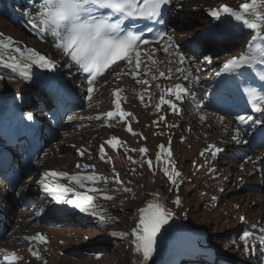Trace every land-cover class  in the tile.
<instances>
[{"label": "rangeland", "instance_id": "rangeland-1", "mask_svg": "<svg viewBox=\"0 0 264 264\" xmlns=\"http://www.w3.org/2000/svg\"><path fill=\"white\" fill-rule=\"evenodd\" d=\"M14 1L16 0H0V33L13 36L38 52L50 54L60 60V54L35 33L36 29H27L28 25L21 23V18H16V12L12 10ZM176 1L174 6L179 7L187 0H180V3ZM210 1L218 3L217 0ZM220 1L237 6V3L245 0ZM189 15L186 14L182 22L189 18L194 26L198 22L195 20L197 18L190 19ZM201 25L204 26L205 23ZM188 26L186 29L190 30L192 25ZM177 29L182 31L179 27ZM201 29H197L194 36ZM159 45L162 46L160 43ZM242 45L236 43L210 52L200 50L195 53L190 65L200 69L199 80L206 84L221 61L240 51ZM205 57H211V62ZM118 71L119 68L113 67L95 81L91 101L85 96L82 106L67 110L62 122L48 136L39 163L29 170L18 169L16 173H19V178L14 181L11 190L5 191V186L1 188L4 181H0V250L16 253L21 258L16 264H132L130 236H113L111 233L128 232L133 207L146 200L147 191L159 188L167 195L169 204L180 217L189 218V226L193 230L204 229L207 233L199 250L195 246L180 244L167 252L174 254L181 251L185 254L178 264H221L222 261L226 264H264L260 231L264 228V179H261L254 160L264 155V145L251 147L248 144L249 138L241 133L240 140L247 143H237L232 139L236 135L235 122L205 110L201 104L186 103L179 115L169 110L167 105H161L157 111L156 93L159 90L156 85H161L162 79H158L159 83L142 85L145 92L141 93L138 87L126 92L128 96L125 104L134 113L135 119L131 118V124L138 135L134 136L127 131L124 122L120 120L106 122L102 116L101 119H96L93 114L102 112L109 106L111 88L119 81L109 73ZM124 82L127 87L130 85L129 78H125ZM184 82L190 85L187 81ZM190 86L200 89L192 82ZM204 89L205 87L200 89L201 94L205 92ZM141 96L144 98L143 102L140 100ZM161 116L164 117L163 120L160 119ZM69 117L72 119L69 120ZM219 117L224 118L222 122ZM63 122L65 126H62ZM108 133L118 134L122 143L117 150L106 148L103 153L105 160H101L97 145ZM168 137H171L173 159L181 173L177 181L178 189L165 179L157 163L151 169L148 164L146 166L143 154L138 151L146 146L147 155L155 157L156 144L165 142ZM209 145L223 147L224 152L213 157L214 149H209ZM206 149L209 150L205 151ZM81 152L84 154L81 155ZM79 161L83 165H94V169L98 171H92V174L97 173V176L107 180V183L103 180L86 182V187L102 189L104 194L114 199L106 200L98 193L89 192L88 195L95 197L96 205L89 212H80L73 207L69 213L65 211L48 217L49 219L42 218L40 213L49 208L52 199L41 197L38 193L26 196L27 186L35 183L42 169L57 168L71 174L74 164ZM89 174L91 173L84 175ZM29 177L32 178L31 182L26 183ZM117 179L121 183L115 182ZM9 182L13 183V178ZM60 182L76 191H86L67 179ZM124 187L131 191H123ZM177 195L181 200L179 206L173 203ZM93 211L104 215L106 221L101 223L98 215L91 214ZM86 213L87 216L83 218ZM241 216L246 218L243 222ZM245 230L253 233L250 237L253 251L246 249L240 238ZM37 233L44 234L48 242L41 244L24 240ZM30 248L39 252L42 258L34 257ZM3 251H0V257ZM170 257L167 264L170 263Z\"/></svg>", "mask_w": 264, "mask_h": 264}, {"label": "snow or ice", "instance_id": "snow-or-ice-1", "mask_svg": "<svg viewBox=\"0 0 264 264\" xmlns=\"http://www.w3.org/2000/svg\"><path fill=\"white\" fill-rule=\"evenodd\" d=\"M170 3L171 0H33V7H26L24 14L29 17L34 27L54 37V47L69 58L66 66L70 69L75 67L77 72L84 74L87 84V97L91 101L95 81L114 65L120 71L109 74H113L117 80L124 75H128L135 79L137 84L150 85L151 80L156 79L155 75L151 77V80L147 78L150 69L145 61H150L151 66L155 67L157 61L154 59V52L159 51V49H153L152 51L142 49V45L151 46L150 41L142 39L141 35L138 34V30L135 29V24L141 20L164 24V6ZM207 11L211 17L218 21H235L237 27L251 31V39L245 51L239 56L225 61L217 75L243 76L245 71L252 75L253 82L258 87H253V82H248L245 83L242 92L247 97V102L251 105L252 111L264 114V0H245V2L239 4L237 9L220 5L218 8L208 9ZM222 17L223 20H221ZM147 30L152 31L151 28ZM165 38L168 44L163 47V52L169 57H174L177 65H184L188 61V57L179 50V46L175 44L171 35L161 31L157 32L153 39L159 43ZM8 53H12V55L5 58ZM15 54H19V56L17 57ZM205 59L211 62V57H205ZM121 61L124 62L126 67H121L119 63ZM33 65L44 69H54L56 67L55 62L50 58L35 49H21L14 43L12 37L5 38L3 33H0V67L28 80L31 79L30 69ZM142 65L146 70L141 78L136 79L141 76L139 70ZM174 71L179 75L173 76L172 70H169L168 75L160 71L159 76L165 79L174 78L177 81L191 78L195 82H199V77L193 76L191 72L184 70L182 67H177ZM156 87L160 88V85L157 84ZM123 91L120 88L113 90L112 96L114 99L112 103L114 111L102 114L106 120L113 117H119L121 120L125 117L135 119L132 113L123 111L121 108V102L127 100V97L122 95ZM165 91L169 98L165 97ZM188 92L189 90L180 82L171 85L166 90L162 89L159 103L155 105L157 111H159L161 105H167L170 110L179 115L180 110L174 101H182ZM143 99V96H141L140 100L142 102ZM89 106L91 107V104ZM95 118L101 119V116L98 115ZM27 119H33L31 113L27 114ZM71 119L72 117H69V120ZM160 119L163 120L164 117L161 116ZM201 119H204V117H201ZM219 119L222 122L224 118L219 117ZM235 119L238 125L247 124L249 121H252L253 124H264V121L254 119L250 115H237ZM127 131L134 136L138 135L130 126ZM234 131L236 135L232 137L233 140H236L237 143H247V141L240 140L239 127L235 128ZM106 143L115 149L117 143L122 142L119 141L118 137L113 136ZM158 147L160 153L167 154L164 160L166 165L164 174L178 189L179 184L175 177H179L181 173L168 163V157L171 156L169 148L164 145ZM209 149H214L212 151L213 157L222 151L215 145H209ZM104 151L105 146L102 144L100 146L101 160H105ZM138 151L143 154L146 152V148L141 147ZM160 153L156 156L157 162L161 159ZM80 154L83 155L84 153L81 152ZM128 159L131 160V157H128ZM148 166L150 169L153 168L151 160L148 161ZM76 167L78 169L81 167L83 169H94L95 166L77 164ZM31 179L29 177L26 183H30ZM62 179L74 182L86 191H76L73 187L61 183L60 180ZM101 180L107 183L106 178L93 174L70 175L63 171L46 170L41 174L37 184L51 197L55 204L71 205L79 209L80 212H89L96 205L94 203L95 197L87 193H98L106 200L114 199V197L104 194L102 189L86 187V182L96 183ZM115 182L121 183L118 179ZM123 191L130 192L131 189L124 187ZM152 196V199H148L142 207L136 210L137 222L130 233H111L113 236L125 237L131 235L134 237V251L141 257L139 264H149L153 255L157 252L158 237L161 244L166 241L169 228L165 226L169 225V221L175 215L172 209L167 207L166 203L160 198L159 193H153ZM173 203L176 206L181 204L178 195ZM91 214L98 215L101 223L106 221V217L102 214L94 211ZM240 219L243 222L246 218L241 216ZM260 231L264 234V228ZM252 235V232L245 230L240 237L245 248L250 251L254 250L250 243ZM24 240L36 241L41 244L48 242L46 236L40 233L25 237ZM261 246L264 247V236H262ZM29 251L34 257L42 258L39 252L31 248ZM19 259L21 258L16 253L8 252L4 255V261H7L8 264H16ZM4 261H0V264H4Z\"/></svg>", "mask_w": 264, "mask_h": 264}, {"label": "bare ground", "instance_id": "bare-ground-1", "mask_svg": "<svg viewBox=\"0 0 264 264\" xmlns=\"http://www.w3.org/2000/svg\"><path fill=\"white\" fill-rule=\"evenodd\" d=\"M179 1L180 0H178L177 3H180ZM217 1H218V3L217 4H214V3H211L210 0H187L186 3H183L182 5H179V7H174L175 11L173 12V10H172L173 13L170 12V14L168 16V25H169V31L168 32L174 38L175 44L179 46V50L181 52H183L186 57H188V61L184 65H182L183 66V69L186 70V71H188V72H191L193 76H197L198 77L199 72H200L199 71L200 69L199 70L197 69L198 67H195L193 65H190V61L194 58L195 53H198L200 50H207V52H210V51H213L214 50L204 40H202L200 38H194V33L197 31V29L199 30V29L205 27V25L202 26L201 24L202 23H206L209 20V18L207 16V10L208 9H211L214 6H219V5L222 4V1H220V0H217ZM26 7H33V0H16V1H14L12 3V10L14 12H16L15 13L16 14V18L17 19L18 18H21L22 20L20 22L28 25V26H26L27 29H30V30L36 29L39 32V34H40L39 36L43 37L48 42L49 46L53 50H55V47H54V42H55L54 41V37L51 34H49V33L41 32L38 28H36V27L33 26V24L30 22L29 17L24 14V9ZM171 13H172V15H171ZM186 14H188V15L190 14L189 15L190 19L197 18L195 20L198 21V22H196L194 24V26H193V24L190 22L191 20H189V18H188V19H186L187 21L183 23L182 20H184V17L186 16ZM188 25H192V26H190V28H191L190 30H187L186 29V28L189 27ZM178 27L181 28L182 31H180V32L177 31L178 30L177 29ZM4 37L7 38L9 36L8 35H4ZM11 37H12L14 43L17 46H19L21 49H25V48L34 49L31 45L30 46L29 45H25L21 41L16 40L13 36H11ZM186 42H189L190 45L187 44V45L184 46V43H186ZM160 44L162 45L161 47H153V45H151V46H149V45L145 46V49H147L148 51H152L153 49H159V51H155L154 52V59L157 61L156 66L155 67H152L150 61H145V64H147L148 65V68L150 69V71L148 72V77L147 78L149 80H151V77L153 75L156 76V79L155 80H151V83L156 82L158 79H162V80H164L166 82V84L163 87L160 85V88H158V90H159V93L158 94L161 95L162 89L166 90L169 86L173 85V83L175 81H173L174 78L173 79H165V78L160 77L159 76V72L160 71H163V72H165L166 75H168L170 68H172L171 69L172 70V75L173 76H178L179 73H175L174 70H175V68L182 67V66L181 65H177L174 57H169V56H167L163 52V48L162 47L163 46H166L168 44V41L166 40V38L163 39L162 41H160ZM193 44L195 45L194 48H193ZM220 48H222V47H219L218 49H220ZM9 55H12V53L6 54V56H9ZM16 55H17V57L19 56V54H16ZM228 57H230V56H228ZM60 60L64 61L65 59H64L63 56H61L60 57ZM119 63L121 65V67H126L124 65V62L123 61H121ZM145 70L146 69H145L144 65H142L141 66V69L139 70L140 73H141V77L143 76ZM119 71H120V69H119ZM141 77H139V78H141ZM125 78H129L130 79V85L128 87L125 85L126 84L125 83L126 81L124 82ZM139 78L137 77L136 79H139ZM122 79H119V81L117 82V84L114 85L111 89H114V88H117V87H119L121 85H124V86L127 87L124 92H129L131 89H134L135 87H138V88H140L139 90L142 93L143 89L145 88L141 84H137L135 82V79H133L131 76L124 75V76H122ZM186 81L187 82H192L193 84L198 85V87L200 89L201 88L203 89L204 86H207V85H209L212 82L211 78H209L206 81V84H204L203 82H201V80H199V82H195L191 78L187 79ZM20 85H22V84L19 83V79L17 78V76L15 74L11 73L10 71H8L6 69L0 68V128L3 127V123H2L3 115L1 114V109L3 107V103L6 102L7 100H9L10 98L15 97V95H16L14 93L15 92V89H18L20 87ZM143 92H145V91H143ZM164 95H165L166 98H169L166 91L164 92ZM85 96L87 97V93L85 94ZM195 99L196 100H200V97L199 96H198V98L195 97ZM158 103H159V100H158ZM128 109H130V108L128 107ZM106 110H107V108L104 109L103 111H106ZM132 112L133 111H131V113ZM132 114H134V113H132ZM128 119L130 121V124L129 125H125V126L127 128L129 126L132 128L131 117H128ZM56 125H58V124L56 123ZM65 125L66 124L63 122L62 123V126H65ZM109 134H111V133H109ZM109 134L106 136L105 139H103L102 143L99 142L100 144L97 145L98 148H99V146H101L103 144L105 146V151H106V148L108 146L105 145V141L109 138ZM141 134L143 136L145 135L144 133H142V131H141ZM121 139L122 138L119 139L120 142H121ZM250 142H254V140L253 141L252 140L248 141V143H250ZM120 144L121 143H117L116 148H115L116 150L118 149V147L120 146ZM147 152H148V148H146V152L143 153V159L144 160L147 157L150 156V155L149 156L147 155ZM156 156H157V153H156ZM156 156L155 157H151V161L153 163V168H154L155 164L157 163L158 168L161 169V171H162V167H161L160 161L157 162ZM254 160H255V163L257 165V166L255 165V167H257L258 172L259 173H264V161H262L263 158L262 157L261 158H257V159L255 158ZM77 164L83 165V164H81V161L75 163L74 166H73L74 168L71 171V174L70 175H74V174L84 175L86 173H91L92 171H98V170L93 169V168L83 169L81 167V168L78 169L76 167ZM95 175H98V174L96 173ZM14 179H15V177H13V183H14ZM2 182H3V180H2ZM34 185H35V183H31V184H29V186H27V188L25 190L26 196L29 197V196L32 195V193H34L33 190L30 189ZM152 191H157V193H159L161 195V192H160V189L159 188H153L152 190L147 191V196H146L145 199H147L148 197H150ZM164 195H165V193H164ZM175 199H176V197H175ZM54 203H55L54 201L52 203H50L49 208L47 210H44L43 212L40 213V215H41L42 218L45 219V218H48V217H52L57 212L63 213L65 211H67L69 213V211L71 209H73V206H71V205H66V204H59L58 205L57 204V206H60L61 205V208H59L58 210H52V207L51 206ZM142 203L143 202L141 201L138 205H135L133 207V210H132V221L130 222V224H129L128 228H127L129 233L135 227L136 222H137L136 221V218H135V213L134 212L137 209V207H139V206L142 205ZM60 216H63V215H60ZM85 216H87V213L84 214V216H82V217L84 218ZM186 234L187 233L185 231L179 232L176 235V237H175V241H174V245L173 246H177V245H180V244H184L186 246L187 245V242L185 241ZM129 236L131 238V244H132V249H133V262H132V264H139V261L141 260V257H140L139 254L135 253V251H134V245H133L134 237L131 236V235H129ZM167 252H164L160 256H157V252H156L153 255V257L151 258V260L149 261V264H167L168 263V261H167L168 260V257H170L172 255V253L169 254ZM5 253H7V252H5V251L1 252V256L4 255Z\"/></svg>", "mask_w": 264, "mask_h": 264}, {"label": "trees", "instance_id": "trees-1", "mask_svg": "<svg viewBox=\"0 0 264 264\" xmlns=\"http://www.w3.org/2000/svg\"><path fill=\"white\" fill-rule=\"evenodd\" d=\"M221 264H226V262L225 261H222Z\"/></svg>", "mask_w": 264, "mask_h": 264}]
</instances>
